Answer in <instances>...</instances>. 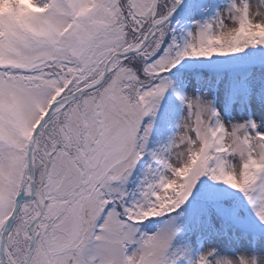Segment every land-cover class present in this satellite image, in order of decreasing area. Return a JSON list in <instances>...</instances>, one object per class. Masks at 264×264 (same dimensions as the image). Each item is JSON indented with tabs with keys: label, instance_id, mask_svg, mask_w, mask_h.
Here are the masks:
<instances>
[{
	"label": "snow or ice",
	"instance_id": "obj_1",
	"mask_svg": "<svg viewBox=\"0 0 264 264\" xmlns=\"http://www.w3.org/2000/svg\"><path fill=\"white\" fill-rule=\"evenodd\" d=\"M0 5V264H264V236L235 254L177 247L194 189L203 220L226 211L207 180L264 224V113L226 120L170 79L185 58L264 48V0ZM178 9L191 25L182 39ZM169 89L183 115L152 148Z\"/></svg>",
	"mask_w": 264,
	"mask_h": 264
},
{
	"label": "rangeland",
	"instance_id": "obj_2",
	"mask_svg": "<svg viewBox=\"0 0 264 264\" xmlns=\"http://www.w3.org/2000/svg\"><path fill=\"white\" fill-rule=\"evenodd\" d=\"M204 2L215 8L223 6L225 0H204ZM189 27H191L189 20L183 15L179 31H177L178 38H183L181 29ZM262 54H264V48L251 46L240 53L185 58L170 73V79L173 80L176 91L181 94L193 95L200 92L207 98L214 99L226 120L259 118L264 113V103H262L264 101V64L260 62ZM197 76L202 79L197 80ZM232 86L237 90V96L240 99L238 106L236 95L235 97L230 95ZM176 91L169 89L162 101V107L171 105V115L167 120H162L158 113L157 122L150 137V147L152 148L165 143L177 131L176 121L183 115L184 110L177 98ZM141 174L140 169L134 173L129 182L130 186L138 182ZM207 182L209 185L211 180H207ZM214 184V192L219 196L238 193L223 183L214 182ZM200 197H202L201 194L194 189L193 196L184 206L185 215L180 218L183 223V231L178 234L176 241L177 247L186 249L190 258L195 259L207 246L215 247L223 254H235L250 243L260 242L259 238L264 236V224H261L256 216L246 215L243 205L230 212L225 208L224 214L229 215L233 220V222H229L226 232L216 231L219 226L224 224L225 219L222 214L214 215L211 223L203 219H201L200 223L202 224L200 225L193 223L200 213ZM154 219L159 221V218ZM235 222H239V225L242 222L241 225L251 226L259 231L240 230L236 227ZM149 227H154V225Z\"/></svg>",
	"mask_w": 264,
	"mask_h": 264
},
{
	"label": "trees",
	"instance_id": "obj_3",
	"mask_svg": "<svg viewBox=\"0 0 264 264\" xmlns=\"http://www.w3.org/2000/svg\"><path fill=\"white\" fill-rule=\"evenodd\" d=\"M183 15L184 14L178 9L177 10V14H175V17H174V19L172 21L173 26H177V21H179V26H180V20H182V16ZM179 26L177 28V31H179ZM233 86H232V89L230 90V95L233 96V97H235V95H236V98L239 99V97L237 96V90L236 89H233ZM239 102H240V99H239ZM158 146H156V147H158ZM207 185H208V182H207ZM208 186L211 187V190L212 191H215V184H214L213 181H211V183H209ZM219 197H220V199L218 200L217 203L219 205H221L224 209L225 208L228 209L230 207L240 206V205H244L245 206V204H246V200L244 199V197L240 193H238L237 195H231L230 194V195H227V196H219ZM200 201H201L200 202V213H198V215H197L198 217H196L197 219H195L193 221V223H196L197 225L202 224L200 222H202L201 221V219H202V212H203L204 207H205L204 206V203H203L202 197H200ZM222 215H224V213ZM193 217H195V215H193ZM224 219L227 221V224H228L229 218H227L226 216H224ZM226 228H227V225L224 224V225H222V227H219V230H225Z\"/></svg>",
	"mask_w": 264,
	"mask_h": 264
},
{
	"label": "clouds",
	"instance_id": "obj_4",
	"mask_svg": "<svg viewBox=\"0 0 264 264\" xmlns=\"http://www.w3.org/2000/svg\"><path fill=\"white\" fill-rule=\"evenodd\" d=\"M0 6H2V5H0Z\"/></svg>",
	"mask_w": 264,
	"mask_h": 264
}]
</instances>
